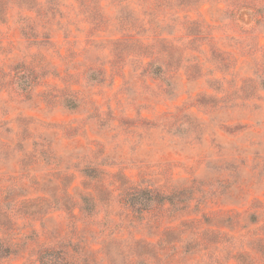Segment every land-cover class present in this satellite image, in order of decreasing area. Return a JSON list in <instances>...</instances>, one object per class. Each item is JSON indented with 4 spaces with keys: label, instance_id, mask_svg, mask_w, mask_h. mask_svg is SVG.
<instances>
[{
    "label": "rangeland",
    "instance_id": "obj_1",
    "mask_svg": "<svg viewBox=\"0 0 264 264\" xmlns=\"http://www.w3.org/2000/svg\"><path fill=\"white\" fill-rule=\"evenodd\" d=\"M0 264H264V0H0Z\"/></svg>",
    "mask_w": 264,
    "mask_h": 264
},
{
    "label": "trees",
    "instance_id": "obj_2",
    "mask_svg": "<svg viewBox=\"0 0 264 264\" xmlns=\"http://www.w3.org/2000/svg\"><path fill=\"white\" fill-rule=\"evenodd\" d=\"M128 196H130V198L133 200L141 199V203H140L141 211L146 210V208L148 206L146 203L143 202V200H149V201H155V202H157V201L160 202L159 200H162L160 197H157V196L154 197L151 194V192H149V190L136 191L134 193L129 194ZM164 200H167V199L164 197L163 201Z\"/></svg>",
    "mask_w": 264,
    "mask_h": 264
}]
</instances>
